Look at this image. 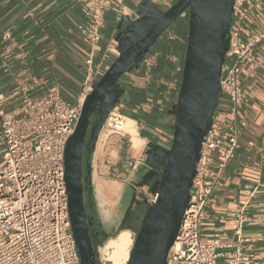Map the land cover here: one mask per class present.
I'll use <instances>...</instances> for the list:
<instances>
[{
  "label": "crops",
  "instance_id": "0c3cea01",
  "mask_svg": "<svg viewBox=\"0 0 264 264\" xmlns=\"http://www.w3.org/2000/svg\"><path fill=\"white\" fill-rule=\"evenodd\" d=\"M177 1L126 0L123 7L114 6L106 12L94 85L113 61L144 37ZM178 20L149 50L147 57L153 58L152 67L143 60L130 67L101 105L108 113L118 112L136 122L140 138L151 147L148 158L154 157L159 166L172 145L174 107L187 45L188 20L184 15ZM83 23L82 6L77 0H0V104L7 111L20 107L23 87H28L33 98L59 91L70 102L78 103L86 77ZM255 32L264 33V0L261 10L250 13L242 36L247 38ZM241 79L247 97L238 117L239 148L211 198L210 218L203 223L201 236L203 240L219 238L234 243L240 194L258 182L243 235L249 240L246 243L249 256L261 261L264 260V40L255 47V60L243 64ZM4 153L5 147L0 145V169Z\"/></svg>",
  "mask_w": 264,
  "mask_h": 264
},
{
  "label": "built area",
  "instance_id": "2783aa9c",
  "mask_svg": "<svg viewBox=\"0 0 264 264\" xmlns=\"http://www.w3.org/2000/svg\"><path fill=\"white\" fill-rule=\"evenodd\" d=\"M77 1L84 16L81 33L86 48V77L78 103L59 91L33 98L23 87L17 110L7 111L0 104V145L5 147L0 169V264H82L70 213L65 151L83 103L93 91L106 12L123 7L126 0ZM261 9L262 0H234L219 104L202 144L190 205L167 264H264L249 256V240L243 235L258 182L240 194L234 243L201 236L202 225L210 218L211 198L239 148L238 117L247 97L242 67L255 60V47L264 40L263 32L244 38L242 30L250 13ZM152 60L146 55L143 62L152 67Z\"/></svg>",
  "mask_w": 264,
  "mask_h": 264
},
{
  "label": "water",
  "instance_id": "95a60500",
  "mask_svg": "<svg viewBox=\"0 0 264 264\" xmlns=\"http://www.w3.org/2000/svg\"><path fill=\"white\" fill-rule=\"evenodd\" d=\"M233 6L234 0H178L144 37L113 61L86 97L65 151L70 213L82 264L94 261L89 236L81 232L83 227L79 225L81 221L78 218L80 213L84 215L80 151L88 128L98 122L97 119L91 121V118L121 76L140 63L158 39L188 11V37L182 80L174 107L172 145L165 151L164 163L160 166L156 164L161 174L156 189L152 191L156 195L155 200L145 212L127 263L167 264L169 251L190 205L202 144L219 104L220 79L229 48ZM78 141L80 146L77 148Z\"/></svg>",
  "mask_w": 264,
  "mask_h": 264
},
{
  "label": "rangeland",
  "instance_id": "374dc122",
  "mask_svg": "<svg viewBox=\"0 0 264 264\" xmlns=\"http://www.w3.org/2000/svg\"><path fill=\"white\" fill-rule=\"evenodd\" d=\"M183 15L189 20L188 11ZM119 115L122 117L119 118ZM125 118L118 112L105 113L96 130L97 141L87 165V181L89 180L93 195L99 227L104 235L98 250L99 264H111L103 250L110 240L125 230L132 235L133 243L129 248L131 253L141 223L134 229L128 228L124 223L128 211L135 207L146 212L155 200L156 195L152 191L156 189L161 174V169L153 161L154 157L147 158L151 147L145 144L139 134V144L135 145V140L125 130L128 118L123 131L116 129L118 123L124 122ZM106 185L113 187V190L106 192Z\"/></svg>",
  "mask_w": 264,
  "mask_h": 264
},
{
  "label": "flooded vegetation",
  "instance_id": "af4514ba",
  "mask_svg": "<svg viewBox=\"0 0 264 264\" xmlns=\"http://www.w3.org/2000/svg\"><path fill=\"white\" fill-rule=\"evenodd\" d=\"M106 111H104L100 106L95 111V116H92L91 121L97 122L95 125L88 128V133L86 139L83 143V148L80 151L81 156V166H82V188H83V197H84V215L80 213L79 215V225L83 227L81 232L87 233L91 243V254L94 257L92 264H99L98 250L100 248V243L104 237L102 230L99 227L97 220V211L95 208L93 195L90 191L89 180L87 181V165L90 160L91 154L94 152V145L97 139L96 130L100 127V122L105 117ZM82 144V143H81ZM80 146V141H78L77 148ZM138 203V202H137ZM145 215L144 209H136L131 207L128 211V217L124 222L128 228H135L138 224L141 223ZM84 218V220H83ZM124 223L122 225H124ZM82 234V233H81Z\"/></svg>",
  "mask_w": 264,
  "mask_h": 264
},
{
  "label": "bare ground",
  "instance_id": "6f19581e",
  "mask_svg": "<svg viewBox=\"0 0 264 264\" xmlns=\"http://www.w3.org/2000/svg\"><path fill=\"white\" fill-rule=\"evenodd\" d=\"M155 24H156V21L151 26V28H149V31L153 28ZM125 122H126V119L124 122H119L118 125L116 126V129L123 131ZM125 130H127V133L133 137V139L135 140V145H137L139 139L137 138L138 131L136 127V122L132 119H128ZM109 190H113V187L106 185L105 191L108 192ZM132 243H133V240H132V235L130 231L125 230L121 232L116 238L110 240L105 246L103 251L105 254L108 255L107 259L110 261L111 264H126V262L130 258L129 248L131 247Z\"/></svg>",
  "mask_w": 264,
  "mask_h": 264
}]
</instances>
